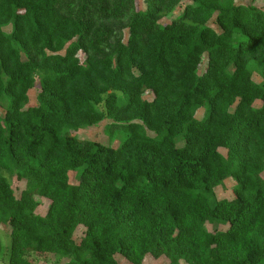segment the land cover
Listing matches in <instances>:
<instances>
[{
	"label": "trees",
	"instance_id": "16d2710c",
	"mask_svg": "<svg viewBox=\"0 0 264 264\" xmlns=\"http://www.w3.org/2000/svg\"><path fill=\"white\" fill-rule=\"evenodd\" d=\"M143 2L0 0L6 264L50 255L53 264H120L117 253L133 264L149 254L169 264H264V9ZM105 119L122 133L117 147L65 134ZM9 175L25 179L19 197ZM228 177L234 198L211 204Z\"/></svg>",
	"mask_w": 264,
	"mask_h": 264
},
{
	"label": "rangeland",
	"instance_id": "374dc122",
	"mask_svg": "<svg viewBox=\"0 0 264 264\" xmlns=\"http://www.w3.org/2000/svg\"><path fill=\"white\" fill-rule=\"evenodd\" d=\"M237 3H241L244 5H251L254 4L262 9H264V0H235ZM187 1L183 2V4L178 5L173 12L168 15L167 17H165L163 19L164 23H168L171 22L173 19H175L178 15H180L182 13L183 10V6L184 4H186ZM137 6L138 8H145V3L143 2V0H137ZM212 26L218 30V26L216 24H214L213 22L211 23ZM7 30L10 29V27H6ZM79 57L81 60L85 59V54L83 52L79 53ZM207 62V58L204 57L203 59V66L206 64ZM254 78L257 82H262V76L260 75V72L255 70L254 72ZM37 93H38V87L33 88L29 91V96H30V105H37L38 101H37ZM145 98L147 99H152L153 95L151 92H147L144 95ZM7 104L6 101H4L3 106H5ZM261 102L258 101L257 105H260ZM1 113L2 115H4L5 113V107H1ZM206 113V109L205 107H201L197 110L196 112V117L198 119H202L204 117ZM111 122L110 119H105L102 122H100L97 125H93L91 127H85V128H81L79 130H75L72 128H66L65 129V134L66 135H70V136H75L79 139H83V140H95L98 142H101L105 145H111L114 147H117L120 144V141H122V133H118L116 135H113L112 133L109 132L108 130V124ZM124 136V134H123ZM221 152L226 154V149L224 148H220ZM79 177H80V170L76 169V170H71L70 171V178H71V182L76 184L79 181ZM9 178L12 182L13 188L15 190L16 195L19 197L22 190L25 187V179L23 180H19L15 175H9ZM236 182L232 177H228L227 179L224 180V182L219 185L218 187H216L215 189V194L209 198V202L211 204H215V202L217 200H221V199H233L234 198V186H235ZM50 205V201L47 198L41 197V204L37 209V213L41 214V215H45L48 208ZM207 228L210 231H214V230H225L227 228L226 225H214V224H207ZM85 233L84 227L80 226L75 234H74V238L76 239L77 242H80L81 239L83 238ZM0 241L3 244V246L5 247V254H4V258H0V264H6L5 261L8 260V251L6 250V247H10L11 246V236L9 234V227L6 225L0 226ZM48 257V258H47ZM47 257H41V261L39 262V264H53V261L56 259L54 256L50 255ZM116 259L119 261L120 264H133L131 263L129 260H127L122 254L117 253L116 254ZM68 259L67 258H63L62 261L66 262ZM142 264H169V260L166 257H160V258H155L154 256H152L151 254L147 255L146 258L144 259Z\"/></svg>",
	"mask_w": 264,
	"mask_h": 264
}]
</instances>
